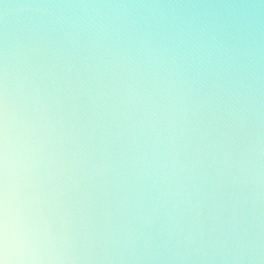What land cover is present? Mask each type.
<instances>
[{"label": "clouds", "instance_id": "obj_1", "mask_svg": "<svg viewBox=\"0 0 264 264\" xmlns=\"http://www.w3.org/2000/svg\"><path fill=\"white\" fill-rule=\"evenodd\" d=\"M0 264H264V0H0Z\"/></svg>", "mask_w": 264, "mask_h": 264}]
</instances>
